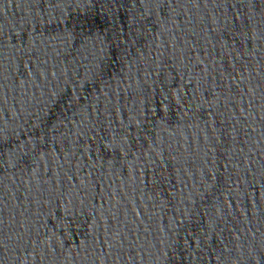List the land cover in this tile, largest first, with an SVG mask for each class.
<instances>
[{
	"label": "water",
	"instance_id": "1",
	"mask_svg": "<svg viewBox=\"0 0 264 264\" xmlns=\"http://www.w3.org/2000/svg\"><path fill=\"white\" fill-rule=\"evenodd\" d=\"M0 264H264V0H0Z\"/></svg>",
	"mask_w": 264,
	"mask_h": 264
}]
</instances>
